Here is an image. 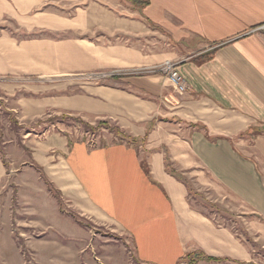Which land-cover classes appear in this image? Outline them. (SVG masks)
<instances>
[{
    "label": "crops",
    "instance_id": "obj_1",
    "mask_svg": "<svg viewBox=\"0 0 264 264\" xmlns=\"http://www.w3.org/2000/svg\"><path fill=\"white\" fill-rule=\"evenodd\" d=\"M263 25L264 0H0L1 87L82 89L18 98L23 117L53 108L121 130L42 144L34 158L57 190L39 187V215L67 201L121 236L136 264H259ZM170 62L183 93L158 69ZM7 171L0 154V186ZM91 229L90 264H111Z\"/></svg>",
    "mask_w": 264,
    "mask_h": 264
},
{
    "label": "rangeland",
    "instance_id": "obj_2",
    "mask_svg": "<svg viewBox=\"0 0 264 264\" xmlns=\"http://www.w3.org/2000/svg\"><path fill=\"white\" fill-rule=\"evenodd\" d=\"M27 81H9L20 85V89L12 87L16 92L13 96L0 85V154L8 170L0 186V264H90V227L100 241L95 246L98 254L109 255L111 264H136L121 236L110 227L81 215L67 201L61 205L56 203L58 207H55L49 198L46 217L39 215L33 202L39 187L46 183L49 190L56 189L47 183L44 171L34 158L38 157L42 144L54 142V134H64L67 130L73 139L84 138L89 144L90 136H94L96 142L92 145L102 144L103 136L114 139H110V128L104 126L90 131L79 121L88 123L90 117L56 115L53 108L42 117L24 118L18 98L45 102L58 93L70 95L82 90L74 85L59 91L52 82L47 85ZM97 125L98 122L94 126ZM108 125L118 127L115 122ZM196 199L193 205H208L203 199ZM260 251L256 261L264 264L263 249Z\"/></svg>",
    "mask_w": 264,
    "mask_h": 264
},
{
    "label": "built area",
    "instance_id": "obj_3",
    "mask_svg": "<svg viewBox=\"0 0 264 264\" xmlns=\"http://www.w3.org/2000/svg\"><path fill=\"white\" fill-rule=\"evenodd\" d=\"M261 29H264V25L260 27ZM177 62H170L164 65H161L158 67L160 71H162L166 77L170 81V85L173 87V89L178 93L185 92L189 86L187 82L183 79V77L180 75L179 71L177 70ZM110 75H106L104 77H109ZM89 134V133H88ZM90 143L92 144L95 141L94 136H90ZM94 144V143H93Z\"/></svg>",
    "mask_w": 264,
    "mask_h": 264
},
{
    "label": "trees",
    "instance_id": "obj_4",
    "mask_svg": "<svg viewBox=\"0 0 264 264\" xmlns=\"http://www.w3.org/2000/svg\"><path fill=\"white\" fill-rule=\"evenodd\" d=\"M79 121L82 122V123L84 124L85 128H86V129H89L90 131H95V130H98L99 128L105 126V127L110 128L109 130L112 131V132H114L115 134H119V133H121L120 128H118V127H116V128H114V127H113V128L109 127L107 121H98V125H97V126H93V125H91L90 123H84V122L81 121V120H79ZM125 138H126V137H122V139H125Z\"/></svg>",
    "mask_w": 264,
    "mask_h": 264
}]
</instances>
